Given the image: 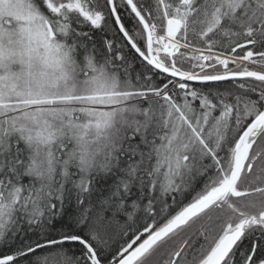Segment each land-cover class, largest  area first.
Instances as JSON below:
<instances>
[{
    "label": "snow or ice",
    "instance_id": "6c2138e0",
    "mask_svg": "<svg viewBox=\"0 0 264 264\" xmlns=\"http://www.w3.org/2000/svg\"><path fill=\"white\" fill-rule=\"evenodd\" d=\"M0 264H264V0H0Z\"/></svg>",
    "mask_w": 264,
    "mask_h": 264
}]
</instances>
